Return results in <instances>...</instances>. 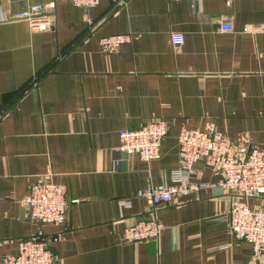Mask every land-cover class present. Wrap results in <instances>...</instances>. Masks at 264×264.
<instances>
[{"label":"crops","instance_id":"0c3cea01","mask_svg":"<svg viewBox=\"0 0 264 264\" xmlns=\"http://www.w3.org/2000/svg\"><path fill=\"white\" fill-rule=\"evenodd\" d=\"M44 4L49 30L18 12ZM234 29L220 30L221 16ZM130 33L117 51L105 35ZM169 122L161 156L119 152V134ZM264 144V0H0V264L22 239L50 241L55 264H254L230 228L232 195L202 187L156 210L136 195L172 182L182 128ZM192 180L217 182L204 160ZM66 187L64 223L21 202L33 184ZM264 207V195L248 199ZM159 216V238L127 242L126 226Z\"/></svg>","mask_w":264,"mask_h":264},{"label":"built area","instance_id":"2783aa9c","mask_svg":"<svg viewBox=\"0 0 264 264\" xmlns=\"http://www.w3.org/2000/svg\"><path fill=\"white\" fill-rule=\"evenodd\" d=\"M101 0H72L76 6L89 7ZM121 3V0H116ZM26 18L33 29L49 30L52 18L49 9L41 3L33 4L14 15ZM231 16H221L220 30L234 29ZM131 40L130 33L105 35L100 43L106 51H117L121 45ZM169 122L162 118H152L138 128L120 131L119 152L138 154L150 161L161 156ZM180 166L171 173L172 182L150 184L137 190L136 195L145 198L153 209L162 203L180 202L181 199L202 187H221L232 195L229 223L233 235L252 243L253 263L264 264V207L252 206L248 199H259L264 195V144L249 145L233 141L220 131L200 128H182L179 135ZM204 160L220 175L217 182L200 183L192 180L196 173L194 164ZM66 187L47 180L35 182L28 194L21 198L31 217L43 223H64L71 202ZM164 228L162 219L155 215L126 226L122 232L127 242L157 239ZM2 264H55V255L48 239L33 236L22 239L17 254H7Z\"/></svg>","mask_w":264,"mask_h":264}]
</instances>
